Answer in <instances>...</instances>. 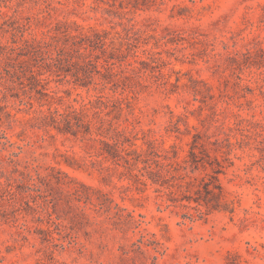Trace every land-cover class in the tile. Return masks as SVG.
I'll use <instances>...</instances> for the list:
<instances>
[{
  "label": "rangeland",
  "instance_id": "1",
  "mask_svg": "<svg viewBox=\"0 0 264 264\" xmlns=\"http://www.w3.org/2000/svg\"><path fill=\"white\" fill-rule=\"evenodd\" d=\"M0 46V264H264V0H0Z\"/></svg>",
  "mask_w": 264,
  "mask_h": 264
},
{
  "label": "trees",
  "instance_id": "2",
  "mask_svg": "<svg viewBox=\"0 0 264 264\" xmlns=\"http://www.w3.org/2000/svg\"><path fill=\"white\" fill-rule=\"evenodd\" d=\"M19 28L24 29V25ZM30 36V38L23 41L22 46L15 49L16 51H20V54L17 56H21L22 53H26L30 56L38 57L39 59L46 54L45 49L49 47V44L45 41H39L37 38H34L33 35ZM1 49L2 47L0 46V50ZM8 60L10 64L13 63L12 61L14 59L12 55L8 56ZM50 60L52 61L53 65L57 67H61L67 62V59L60 52L57 58H50ZM19 70L14 72L15 75H18L19 80H21L23 77H26L27 79H33L35 82H39L34 69L19 67ZM98 100H101V97H99Z\"/></svg>",
  "mask_w": 264,
  "mask_h": 264
}]
</instances>
